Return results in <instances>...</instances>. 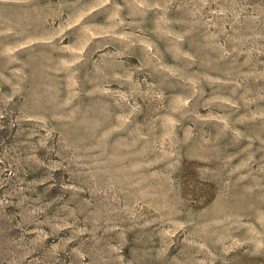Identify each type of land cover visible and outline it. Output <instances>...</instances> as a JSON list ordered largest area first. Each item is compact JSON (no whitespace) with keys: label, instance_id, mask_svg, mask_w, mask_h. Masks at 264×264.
<instances>
[{"label":"rangeland","instance_id":"1","mask_svg":"<svg viewBox=\"0 0 264 264\" xmlns=\"http://www.w3.org/2000/svg\"><path fill=\"white\" fill-rule=\"evenodd\" d=\"M0 264H264V0H0Z\"/></svg>","mask_w":264,"mask_h":264}]
</instances>
